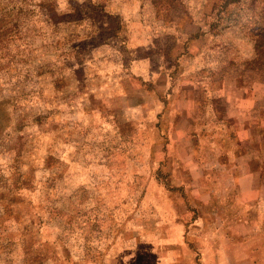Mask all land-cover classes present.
Here are the masks:
<instances>
[{"label":"rangeland","instance_id":"374dc122","mask_svg":"<svg viewBox=\"0 0 264 264\" xmlns=\"http://www.w3.org/2000/svg\"><path fill=\"white\" fill-rule=\"evenodd\" d=\"M166 92L204 120L229 117L232 139L263 154L264 0H0V264H167L164 241L182 233L197 264H230L204 237L217 229L220 243L249 206L229 197L214 214L205 191L226 186L209 169L194 176L179 142L165 153L171 177L199 208L165 204L151 144L195 121Z\"/></svg>","mask_w":264,"mask_h":264},{"label":"crops","instance_id":"0c3cea01","mask_svg":"<svg viewBox=\"0 0 264 264\" xmlns=\"http://www.w3.org/2000/svg\"><path fill=\"white\" fill-rule=\"evenodd\" d=\"M195 82L196 81L191 83L192 87L197 85ZM156 84L158 86V82H156ZM152 91L154 90L152 89ZM119 93L123 92L119 91ZM137 93L140 92L138 91ZM166 93L170 98L174 96V111L176 105L180 104L179 108L177 107L176 110L191 115L195 121L192 123L185 122L183 124L174 123L171 130H175L178 134L177 138L171 137L168 139V137H161L163 138L162 141L159 143L154 141V143L151 144V153L154 155V161L156 162V159L158 161L157 176L161 181L157 180V176L155 179L164 184L162 189L167 196V203L165 204L167 207L171 206L177 214L187 212L188 210L193 211L195 214V210L198 211L199 208L198 200L197 202H194L195 196L187 197L186 189L180 188L181 190H178V187H175L176 184L171 177L173 167L168 164L165 153L168 150V145L171 147L174 146L175 143L179 142L181 146H184L180 154H182V157L185 158L186 163L197 162V165L194 166V176L203 177L206 175V170L209 169L211 172L215 173V176H217L212 179L211 183H215V185L224 184L226 186L225 190H221L217 193V197L214 196V193L211 194V189H206L205 191L206 193H209L207 198H209L210 201L214 198V202L217 204L213 205L211 208L214 214H216L218 207H221L220 202L227 204L229 202V197L232 201V203H229V207L231 208L233 206L235 209L236 203H238V206L242 203L244 205V202H246L247 206H249L247 207V213L245 211L243 212L245 214L243 216L244 218L242 223H230L224 228V239H220V243L215 242L217 240V237L215 236L216 231H218L217 229L212 231V235L204 237L205 239H208L207 242L209 244L213 245L211 250H215L217 248V253L214 254L213 261L220 263L227 259L230 264H264V214L261 216L263 217L262 221L261 217L258 218L257 216L259 215V210L264 212V184H259L260 178L263 175L264 153L262 154L260 151L252 153L250 150L252 146H257V140L251 137H245L242 141L238 138L232 139L231 129H229L230 124L227 122L229 117H227L226 120H221V122L217 118L214 119L212 117L204 120V112L191 107L188 99L183 97V93ZM182 103L185 104L184 107L181 106ZM108 108L113 110L110 106H108ZM150 111L151 113L148 114V118L152 116L153 109L151 108ZM229 113L231 114V107L229 109ZM158 114L159 112L156 114V117ZM174 115H176V113H174ZM250 118H252V116H250ZM181 120L182 118H180L179 122H181ZM150 122L151 125L149 126H151L152 131L156 133L159 125L157 123L153 124L152 121ZM247 127L248 126H244L243 130ZM258 127L261 131L262 127L258 125L257 121L249 123L250 133L252 128L256 132L259 131ZM232 131H236V128L234 130L232 129ZM204 132L213 134L211 137L214 138L212 143L213 148L210 151L203 153L206 161H204V159H198L195 156V152L197 150L195 148H198L199 146L201 147V139H203L202 136H204ZM214 134L221 137V139H218V137L216 138ZM153 135V137H156L155 134ZM231 145L233 148H231ZM154 152L160 153L161 156L162 153H164V157L162 156L164 164L160 163V159L156 158ZM169 154H171V152H169ZM209 160L210 162H208ZM184 175L185 174H179L178 176L183 177ZM253 183H258L254 186L255 188H253ZM189 190L191 191V189ZM236 193L237 195H242V199L244 201H241L242 199L239 200V198L235 196ZM246 194H252L254 197L252 202L249 203V201L247 202L248 199H244V196H247ZM140 202L136 201L135 203ZM136 206L137 204L135 205V208ZM246 214L249 215L247 219H245ZM195 218L196 216H193L192 219L186 223H183L181 220L175 218V223L171 224L175 227L178 226L176 223L192 225L198 222L199 216L196 219ZM132 239L134 240V237H132ZM183 240H189V237H186L184 233L180 234V236L177 234H174L173 236L168 235L166 241H164L167 248L165 252V256L168 258L167 264H197V254L193 255L187 251L179 249L180 245L186 243V241L183 242ZM216 244L217 247L214 248V245ZM231 247L234 250L232 253L236 256L231 255ZM240 255L245 256V258L238 259L240 258L238 257Z\"/></svg>","mask_w":264,"mask_h":264},{"label":"trees","instance_id":"16d2710c","mask_svg":"<svg viewBox=\"0 0 264 264\" xmlns=\"http://www.w3.org/2000/svg\"><path fill=\"white\" fill-rule=\"evenodd\" d=\"M233 2H235V0H225V4L227 3V4H230V3H233Z\"/></svg>","mask_w":264,"mask_h":264}]
</instances>
